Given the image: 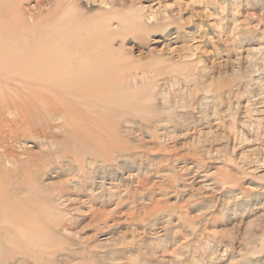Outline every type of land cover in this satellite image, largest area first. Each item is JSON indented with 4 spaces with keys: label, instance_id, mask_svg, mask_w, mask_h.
<instances>
[{
    "label": "rangeland",
    "instance_id": "1",
    "mask_svg": "<svg viewBox=\"0 0 264 264\" xmlns=\"http://www.w3.org/2000/svg\"><path fill=\"white\" fill-rule=\"evenodd\" d=\"M0 106V264H264V0H0Z\"/></svg>",
    "mask_w": 264,
    "mask_h": 264
},
{
    "label": "bare ground",
    "instance_id": "2",
    "mask_svg": "<svg viewBox=\"0 0 264 264\" xmlns=\"http://www.w3.org/2000/svg\"><path fill=\"white\" fill-rule=\"evenodd\" d=\"M14 2H16V0H14ZM20 30L23 31L22 29H19V31ZM0 109H3V108L0 106ZM0 209H4L3 204H0ZM4 223H5L4 218H0V249H1L0 257H3V255L5 254V250H6V247H5L6 243L4 244V240H5L4 238L7 235L6 234L7 229H4V226H3Z\"/></svg>",
    "mask_w": 264,
    "mask_h": 264
}]
</instances>
